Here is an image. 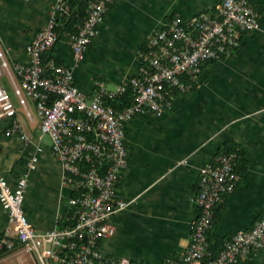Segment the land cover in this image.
Segmentation results:
<instances>
[{
	"label": "crops",
	"instance_id": "crops-1",
	"mask_svg": "<svg viewBox=\"0 0 264 264\" xmlns=\"http://www.w3.org/2000/svg\"><path fill=\"white\" fill-rule=\"evenodd\" d=\"M58 1L0 0V49L10 64L30 63L27 49ZM65 1L69 13L60 15L58 41L43 59L52 55L71 68L74 84L91 101L100 85L115 90L140 74L147 41L173 16L216 15L223 0H115L82 61L74 58L72 40L84 24L87 0ZM250 1L259 14L257 30L240 31L238 48L205 63L197 86L177 94L162 115L137 114L125 123L128 164L116 189L128 205L110 218L114 235L100 241L107 256L126 257L131 264H169L181 256L200 214L201 170L228 144L240 152L239 176L217 207L212 235L221 240L251 230L264 215V0ZM3 83L17 113L0 119V172L12 188L28 178L23 207L36 228L66 227L72 190L64 184L52 139L41 132L35 103L19 104L8 76ZM15 124L20 131L13 130ZM7 227L0 202V236ZM253 254L241 264H259L264 249ZM20 259L37 264L22 249L3 254L0 264Z\"/></svg>",
	"mask_w": 264,
	"mask_h": 264
},
{
	"label": "built area",
	"instance_id": "built-area-1",
	"mask_svg": "<svg viewBox=\"0 0 264 264\" xmlns=\"http://www.w3.org/2000/svg\"><path fill=\"white\" fill-rule=\"evenodd\" d=\"M114 1H86L84 24L72 40L76 61L85 58ZM58 2L52 19L27 49L29 64H10L0 49V119L13 118L17 113V105L3 83L7 75L19 104L27 107V99L35 103L41 132L52 139L53 152L63 166L64 184L72 190L71 220L63 228H36L23 207L28 178L20 179L12 188L0 172V202L8 213V227L0 236V255L22 249L32 254L37 264H131L129 258L107 256L99 246L102 239L115 233L110 218L128 205L116 192L128 164L124 123L137 114L162 115L171 107L176 91L181 94L189 90L183 79L197 81L206 62L235 51L240 31L259 28V14L250 0H223L216 15L205 13L190 20L173 16L147 41L140 74L115 90L100 85L88 101L74 84L71 68L59 64L51 54L43 59L58 41L60 15L69 13L66 1ZM128 86L135 92L132 105L122 111L106 105L105 97L117 96ZM13 130L20 131L19 125ZM236 157L222 154L218 167L202 168L196 197L200 214L192 222L186 250L169 264H240L252 252L264 249V215L251 230L226 240L219 255L210 247L208 233L214 226L215 209L238 180L233 171Z\"/></svg>",
	"mask_w": 264,
	"mask_h": 264
},
{
	"label": "trees",
	"instance_id": "trees-1",
	"mask_svg": "<svg viewBox=\"0 0 264 264\" xmlns=\"http://www.w3.org/2000/svg\"><path fill=\"white\" fill-rule=\"evenodd\" d=\"M56 29L58 30L59 27H56ZM228 54L229 53H223V54L220 55V57H224V56H226ZM210 61H213V60H210ZM210 61H208V62H210ZM202 70H203V68H202ZM183 80L187 82L186 83V86L189 89H192L195 85L197 86L198 80L197 81H189L188 79H185V78ZM133 90H134L133 89V86L132 87L131 86H128L123 93L118 94L117 96H114V97H108L107 96V97H105V103H106V105L111 106L116 111H122V110L126 109L128 106L132 105L135 102V92ZM177 94H179V91H176L173 94V97H175ZM124 131H125V123H124ZM124 144H125V140H124ZM125 147H126V145H125ZM226 153H229L230 155L231 154H236L237 155V157L235 158V161H234L235 162V165L233 166V171H234V174L236 176H239L238 171H237V168H238V165H239L241 156H240L239 150L235 146H233V145H229V144L228 145H225L223 152L220 153V155L215 159L214 163L209 164L208 166H205V167H214V168L218 167L221 163L217 159L222 154H226ZM199 191H200V189H199ZM116 192H117V189H116ZM73 195H75V192L73 193ZM224 195H223V198H224ZM117 196H118V194H117ZM217 207L219 208V205H217ZM217 207L215 209V214H217V209H218ZM68 219H69V222H70V220H71V213H69ZM211 231L208 233V239L210 241V247L214 251L215 255H219L220 251H222L224 249V245H225L226 240H228L230 237L229 238H226V239L218 240L217 238L216 239L214 238V236L212 235ZM212 238H214L215 241H213ZM253 253L254 252H252L250 255H254Z\"/></svg>",
	"mask_w": 264,
	"mask_h": 264
},
{
	"label": "rangeland",
	"instance_id": "rangeland-1",
	"mask_svg": "<svg viewBox=\"0 0 264 264\" xmlns=\"http://www.w3.org/2000/svg\"><path fill=\"white\" fill-rule=\"evenodd\" d=\"M4 78L7 79V76L3 77V79H4ZM191 225H192V224H191ZM238 232H240V231H238ZM238 232H236V233H238ZM236 233H235V234H236ZM235 234H234V235H235ZM107 238H108V237H107ZM20 264H26V263L20 259ZM259 264H264V258L261 259V260L259 261Z\"/></svg>",
	"mask_w": 264,
	"mask_h": 264
}]
</instances>
